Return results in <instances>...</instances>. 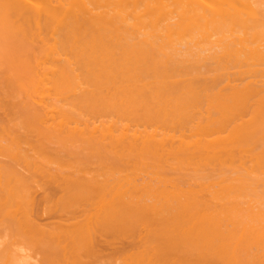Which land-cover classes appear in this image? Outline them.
Returning a JSON list of instances; mask_svg holds the SVG:
<instances>
[{"label":"bare ground","instance_id":"6f19581e","mask_svg":"<svg viewBox=\"0 0 264 264\" xmlns=\"http://www.w3.org/2000/svg\"><path fill=\"white\" fill-rule=\"evenodd\" d=\"M0 225V264H264V0H0Z\"/></svg>","mask_w":264,"mask_h":264},{"label":"rangeland","instance_id":"374dc122","mask_svg":"<svg viewBox=\"0 0 264 264\" xmlns=\"http://www.w3.org/2000/svg\"><path fill=\"white\" fill-rule=\"evenodd\" d=\"M44 215V214H43ZM45 216H46V214H45ZM44 217V216H43ZM47 217V216H46ZM54 219V217H47V219L46 218H42L41 220L42 221H48V220H53ZM56 219V218H55ZM0 227H1V225H0ZM1 229V228H0ZM0 231H2V229L0 230ZM38 255V254H37Z\"/></svg>","mask_w":264,"mask_h":264}]
</instances>
